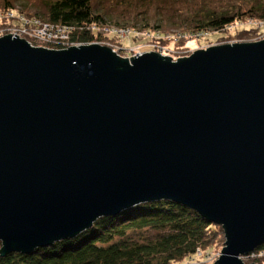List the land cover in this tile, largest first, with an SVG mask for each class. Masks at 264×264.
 <instances>
[{
  "label": "water",
  "instance_id": "water-1",
  "mask_svg": "<svg viewBox=\"0 0 264 264\" xmlns=\"http://www.w3.org/2000/svg\"><path fill=\"white\" fill-rule=\"evenodd\" d=\"M10 35L0 37V256L162 200L222 228L213 264H245L264 244V39L172 62Z\"/></svg>",
  "mask_w": 264,
  "mask_h": 264
},
{
  "label": "trees",
  "instance_id": "trees-1",
  "mask_svg": "<svg viewBox=\"0 0 264 264\" xmlns=\"http://www.w3.org/2000/svg\"><path fill=\"white\" fill-rule=\"evenodd\" d=\"M10 10L71 28L69 45L102 43L108 27L186 37L221 32L243 19L264 21V0H0V11ZM254 34L242 31L232 37L248 41ZM27 42L61 48L35 40ZM146 229L162 234L146 242L126 238L130 232ZM223 243L220 226L193 210L162 200L99 218L74 239L35 249L27 255L0 256V264H187L191 259L202 264L208 250ZM197 250L201 257H196ZM256 250L264 252V244ZM248 259L263 264L258 259Z\"/></svg>",
  "mask_w": 264,
  "mask_h": 264
},
{
  "label": "rangeland",
  "instance_id": "rangeland-1",
  "mask_svg": "<svg viewBox=\"0 0 264 264\" xmlns=\"http://www.w3.org/2000/svg\"><path fill=\"white\" fill-rule=\"evenodd\" d=\"M98 31L97 29H94ZM115 30L114 28L104 29V35L107 36L106 40L102 43H93L100 46L109 48L116 53L120 58L129 59L132 56H136L143 53L154 52L161 56L171 58L170 61L175 62L177 58H185L191 55L196 50H204L208 47L220 46L232 43H251L264 39V21H257L253 19H243L241 21L234 22L227 28H224L221 32H207L192 36H178L165 35L153 32H134L130 29L127 34L119 35L118 32H110ZM123 30V29H119ZM123 30V31H125ZM106 31V32H105ZM108 31V33H107ZM242 31H249L255 33L248 41H242V39L233 38L237 33ZM125 33V32H124ZM9 34V33H7ZM5 34V35H7ZM12 36V35H10ZM13 37V36H12ZM18 38V37H17ZM22 39V38H20ZM186 39V40H183ZM27 41V38L24 39ZM33 41L31 39H28ZM181 40L183 43L181 44ZM181 41V42H180ZM32 46V45H31ZM33 47H42L37 44ZM57 50V49H56ZM162 233L156 230H141L136 232H130L127 235L128 240L133 241H152ZM223 245L213 246L208 253L204 255L202 264H213L219 257L220 251ZM1 247V243H0ZM201 257V256H200ZM245 264H259L250 261L246 257L241 258ZM196 262V261H195ZM194 264H197V262Z\"/></svg>",
  "mask_w": 264,
  "mask_h": 264
},
{
  "label": "built area",
  "instance_id": "built-area-1",
  "mask_svg": "<svg viewBox=\"0 0 264 264\" xmlns=\"http://www.w3.org/2000/svg\"><path fill=\"white\" fill-rule=\"evenodd\" d=\"M71 28L54 25L46 22H42L34 17H23L21 14H17L14 11H0V37L9 33L12 36L16 35L18 38L31 39L35 41L45 42L60 45L61 49H66L71 46H79L77 44H68L69 35ZM125 30V29H123ZM110 30V32H118L119 35L127 34L128 31L125 30ZM125 32V33H124ZM30 44V43H29ZM201 252L197 250L196 257L201 256ZM252 260L258 259L264 264V252L263 251H253L247 256ZM195 259L187 261V264H194Z\"/></svg>",
  "mask_w": 264,
  "mask_h": 264
}]
</instances>
